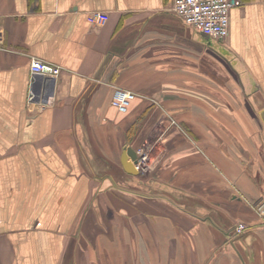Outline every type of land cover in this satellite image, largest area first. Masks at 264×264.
Returning a JSON list of instances; mask_svg holds the SVG:
<instances>
[{
    "label": "crops",
    "instance_id": "1",
    "mask_svg": "<svg viewBox=\"0 0 264 264\" xmlns=\"http://www.w3.org/2000/svg\"><path fill=\"white\" fill-rule=\"evenodd\" d=\"M172 1L0 0V264H264V0L226 40ZM32 57L62 67L53 91Z\"/></svg>",
    "mask_w": 264,
    "mask_h": 264
},
{
    "label": "built area",
    "instance_id": "2",
    "mask_svg": "<svg viewBox=\"0 0 264 264\" xmlns=\"http://www.w3.org/2000/svg\"><path fill=\"white\" fill-rule=\"evenodd\" d=\"M242 0H173L171 11L182 17L188 24L199 28L204 33L226 40L231 30V13L234 7L240 5ZM92 25L101 27L108 21L107 13L94 10L89 13ZM31 73L42 81H48L53 91L56 79L59 77L62 67L60 65L45 61L38 57H32L30 62ZM35 81L29 93V105L44 108L55 104L53 94L44 88L35 89ZM138 97L134 90L117 87L115 89L112 104L120 111L127 112L133 101ZM138 158L135 161L136 168L142 174L151 172L150 152L145 146L137 149ZM257 210L264 219V200L257 204ZM248 228L245 222H239L236 233L240 234Z\"/></svg>",
    "mask_w": 264,
    "mask_h": 264
},
{
    "label": "water",
    "instance_id": "3",
    "mask_svg": "<svg viewBox=\"0 0 264 264\" xmlns=\"http://www.w3.org/2000/svg\"><path fill=\"white\" fill-rule=\"evenodd\" d=\"M207 34V33H205ZM209 35V34H207ZM138 153L133 147L126 148L122 155V164L124 169L131 174H139L140 171L136 168L135 161H137Z\"/></svg>",
    "mask_w": 264,
    "mask_h": 264
}]
</instances>
